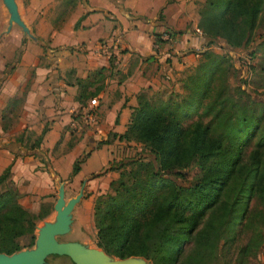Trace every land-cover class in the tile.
<instances>
[{
  "label": "trees",
  "instance_id": "16d2710c",
  "mask_svg": "<svg viewBox=\"0 0 264 264\" xmlns=\"http://www.w3.org/2000/svg\"><path fill=\"white\" fill-rule=\"evenodd\" d=\"M260 8L261 0H208L199 10L197 26L203 27L206 43L222 46L223 41L240 48ZM176 33L171 31L174 37ZM228 57L203 52L193 71L180 79L185 89L180 98L173 90L166 97L139 90L125 129L111 133L139 142L145 153L116 160L112 167L119 172L109 181L112 192L95 197L96 245L106 253L140 255L153 264H206L219 242L225 246L235 240L252 212L250 200L264 206V101L239 85L235 88L247 101L231 96L230 86L219 80L222 69L232 66L223 64ZM87 85L81 84L78 98L90 94ZM41 133L27 154L38 152ZM83 156L72 161V174ZM42 161L53 175L48 159ZM191 163L201 176L184 183V169ZM123 165L130 167L125 171ZM9 170L7 164L0 172V184ZM20 196L11 186L0 190V251L5 253L20 249L23 235L33 239L36 220L47 214V208L31 211ZM258 212L261 222L239 246V255L257 251L264 242V211Z\"/></svg>",
  "mask_w": 264,
  "mask_h": 264
},
{
  "label": "crops",
  "instance_id": "0c3cea01",
  "mask_svg": "<svg viewBox=\"0 0 264 264\" xmlns=\"http://www.w3.org/2000/svg\"><path fill=\"white\" fill-rule=\"evenodd\" d=\"M77 1L74 12L52 32L44 56L39 57V42L28 41V53L14 66L19 73L6 75L11 53L0 41V172L10 164L9 177L16 187L45 194L51 190L50 172L42 161L47 158L54 180L69 174L73 180L86 179L81 198L93 210L96 195L106 191L119 172L108 161L126 156L132 142L111 133L125 129L136 93L179 87L205 46L197 32L198 0ZM165 31L177 32L173 41L160 39L154 47ZM27 68L28 87L13 104ZM84 82L90 94L80 99ZM91 97L97 100L96 118L85 122L82 113ZM8 111L22 113L21 120H5ZM25 127L36 134L35 140L44 129L37 153H22L20 133ZM11 141L20 147L10 148ZM82 154L72 174V161Z\"/></svg>",
  "mask_w": 264,
  "mask_h": 264
},
{
  "label": "rangeland",
  "instance_id": "374dc122",
  "mask_svg": "<svg viewBox=\"0 0 264 264\" xmlns=\"http://www.w3.org/2000/svg\"><path fill=\"white\" fill-rule=\"evenodd\" d=\"M15 2L17 4L18 13L24 23L28 26L31 35L22 32L20 26L15 23L11 24V28L8 32L3 33L7 25L8 13L2 1L0 0V37L2 36L3 38L0 39V41L2 42V47H4L6 51L11 53L5 62V71L6 75L8 76L12 73H19L18 70L14 69V66H16L15 63L22 59V55L26 54V51L28 53V41H33L36 43L39 42L40 46L42 47L39 57L41 58V56L45 55V47H50L48 45V42L50 41L52 32L61 28L66 17L74 12V10L76 9V4L78 3L77 0H15ZM205 2H208V0H198L196 6L198 11V18L199 10L202 7H205ZM204 23L205 24L203 25L207 26L206 21ZM238 25H242V23H239ZM197 28V32L204 37L203 43L205 46L200 51H198L197 62L202 58V53L205 51L217 54H229L230 57L224 59L223 64L225 66V64L227 63H232V66L226 68L224 67L222 69L219 75V80H221L222 82H226L230 86L229 92L231 96L238 101H241L243 99H246L247 101V98H245L246 95L239 93V91L235 88V85H239L245 88L253 98L264 101V0H261V8L256 17L255 24L250 29L245 44L240 48L227 46L223 41H220V44L222 46L214 42L206 43L205 31L203 30V27L200 26ZM38 39L39 41H37ZM25 73L26 78L21 79L17 84L19 92L13 96V104H16L18 102L17 99L19 100L22 98L24 92L28 87V68ZM172 90L177 92L175 98H180L185 93V89H181L180 86L173 87L171 89L163 88L153 91H157L162 97H166ZM145 91H147V93H150V91L148 90ZM253 105L255 106V104ZM21 114L22 113L17 111H8L6 115L7 118L5 120L11 119V122H18L21 120L18 116ZM205 119L206 118H204V120ZM20 135L21 137H23L24 141L20 145L24 146L23 150L26 151L25 153H27L28 145H30V143L35 140L36 134L25 127L23 128ZM9 143L15 142L11 141ZM251 144L247 145L243 150L242 157L244 162L247 159ZM13 147L18 149L20 146L17 144ZM127 147L128 149L125 152L126 156H134L138 153H145L143 152L144 149L142 145L137 141L132 140L130 144H127ZM108 163V165L111 167L115 163V161H108ZM46 164L47 163L43 162V166L45 168H47ZM129 167V165H123L122 168L126 171ZM49 176L51 181V190L45 194L30 192L28 190H25L24 188L19 189L14 185L9 176L0 184V190L9 186L19 190V192L22 193V196H20L19 199L20 202L23 205L27 206L31 211H42L44 208H47V214L44 215V217H42L41 219L36 220L33 231L34 238L36 234V226L40 225L43 220H50L53 218L55 212L53 209V202L57 196V186L59 181L63 183L64 200L68 199L71 196H74L82 183L83 185L81 197H83V194L86 193V179H81L80 181L73 180L70 174L63 178L56 177L55 180L53 179L54 175H52L51 177V174L49 173ZM200 176L201 171L199 170V168L194 163H191L186 169H184V175L181 178V181H184V183H192L195 182ZM111 188L112 187H109L108 185V189L104 192H112ZM81 197L72 207L73 217L70 229L63 234L56 235V238L59 240H87L86 243L90 246L99 247L96 245V228L93 223L92 206L83 205V200ZM254 200L255 199H251L249 202V206H252V212L250 213L248 219L242 223L243 225L241 227V230L238 232L235 240L226 243L225 246H223V244L219 242V246L217 247V249L204 260L206 264H264V242L255 252L251 251L243 255L238 254L239 246L243 244L251 235L252 229L255 226L259 225L261 222V217L258 215V211H264V206L260 203L255 202ZM34 238H30L29 233L28 235L21 236L20 249L32 247L34 244ZM187 246L188 244H185V250L187 249ZM184 249L182 253H185ZM146 261H148L149 264H153L151 260L146 259ZM180 263L181 262L178 261L175 264ZM43 264L75 263L72 262L69 256L65 254L48 253L45 256Z\"/></svg>",
  "mask_w": 264,
  "mask_h": 264
},
{
  "label": "water",
  "instance_id": "95a60500",
  "mask_svg": "<svg viewBox=\"0 0 264 264\" xmlns=\"http://www.w3.org/2000/svg\"><path fill=\"white\" fill-rule=\"evenodd\" d=\"M8 17L6 30L12 23L31 35L28 26L21 19L15 0H1ZM83 185V183H82ZM82 185L74 196L64 200L63 183L58 182L57 196L53 202L54 215L50 220H43L36 226V234L32 247L18 249L11 253L0 251V264H43L48 253L65 254L75 264H149L143 256H114L102 248L90 246L76 239L59 240L56 235L70 229L72 222V207L82 196Z\"/></svg>",
  "mask_w": 264,
  "mask_h": 264
},
{
  "label": "built area",
  "instance_id": "2783aa9c",
  "mask_svg": "<svg viewBox=\"0 0 264 264\" xmlns=\"http://www.w3.org/2000/svg\"><path fill=\"white\" fill-rule=\"evenodd\" d=\"M160 39L173 41L174 36H172L171 31L163 32L158 38H156V40H154V47H156L158 45V41L157 40H160ZM96 104H97V100H96L95 97H91L88 100V103L85 106L84 111L82 113L83 120H85V122H94L95 121V118H96Z\"/></svg>",
  "mask_w": 264,
  "mask_h": 264
}]
</instances>
